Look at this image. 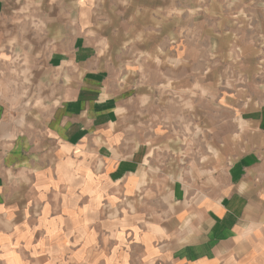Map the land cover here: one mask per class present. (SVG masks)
<instances>
[{"label": "crops", "instance_id": "1", "mask_svg": "<svg viewBox=\"0 0 264 264\" xmlns=\"http://www.w3.org/2000/svg\"><path fill=\"white\" fill-rule=\"evenodd\" d=\"M95 7L0 0V264H264V125L218 194L193 192L123 126ZM30 68L39 106L16 107Z\"/></svg>", "mask_w": 264, "mask_h": 264}, {"label": "rangeland", "instance_id": "2", "mask_svg": "<svg viewBox=\"0 0 264 264\" xmlns=\"http://www.w3.org/2000/svg\"><path fill=\"white\" fill-rule=\"evenodd\" d=\"M95 11L90 45L109 62L123 126L163 149L155 163L180 164L193 192L218 194L232 161L262 142L264 0H96ZM31 69L9 78L25 87L16 107L39 106Z\"/></svg>", "mask_w": 264, "mask_h": 264}]
</instances>
